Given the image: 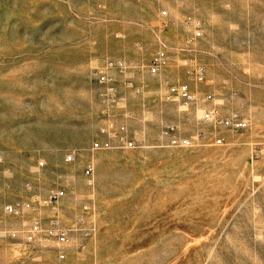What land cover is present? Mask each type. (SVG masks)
Returning a JSON list of instances; mask_svg holds the SVG:
<instances>
[{"label":"rangeland","instance_id":"rangeland-1","mask_svg":"<svg viewBox=\"0 0 264 264\" xmlns=\"http://www.w3.org/2000/svg\"><path fill=\"white\" fill-rule=\"evenodd\" d=\"M0 264H264V0H0Z\"/></svg>","mask_w":264,"mask_h":264},{"label":"built area","instance_id":"built-area-1","mask_svg":"<svg viewBox=\"0 0 264 264\" xmlns=\"http://www.w3.org/2000/svg\"><path fill=\"white\" fill-rule=\"evenodd\" d=\"M163 14H165V12H163ZM197 34L199 35V32ZM167 60H168V57H167V54L164 51L158 50L157 52H155L154 55L152 56L151 60H150L149 65L147 66L149 73L154 74V73L158 72L161 69V67L166 65ZM119 67H120V69H122V68L125 69L126 64L124 62H121V63H119ZM198 78L201 79V75H199ZM97 81L100 84H104V85L105 84H109V77H108L107 73L106 72L105 73L104 72H98ZM172 91H173V93L176 94V99L181 101L184 104L188 105V103L191 102L192 99H193V96L190 93L189 88H188L187 85L174 86V87H172ZM207 97H210V96L207 95ZM204 116L207 119H209V118H211L212 115L210 114V111H207L204 114ZM225 122L227 124H231L232 123L230 120H225ZM120 143L122 145L124 144L126 147L133 146V141L128 139V138H125V137L120 139ZM219 143H221V139H216V144H219ZM186 144H188L187 140L184 139V140L181 141V145H186ZM107 146H109L108 143L101 144L98 141H94L92 143V145H91V148L96 150V149H100V148H105ZM91 171H92V169L87 168L85 170V173L87 175H90ZM59 194H61V193L60 192L59 193H55L53 195V197H58ZM6 210L8 212H11V211H15V208L12 205H10V206L6 207ZM34 229L35 230H39V226L35 225ZM61 235L63 236L64 234L61 233Z\"/></svg>","mask_w":264,"mask_h":264}]
</instances>
